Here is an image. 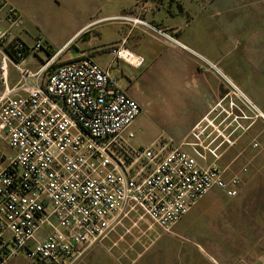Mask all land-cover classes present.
<instances>
[{"label":"built area","instance_id":"2783aa9c","mask_svg":"<svg viewBox=\"0 0 264 264\" xmlns=\"http://www.w3.org/2000/svg\"><path fill=\"white\" fill-rule=\"evenodd\" d=\"M136 8L119 19L156 30L140 16L150 3ZM23 33L15 8L0 0V138L11 150L0 153V264L20 252L29 264H75L117 229L124 233L110 249L132 230L136 241L169 233L212 190L237 195L238 177L227 179L217 162L264 115L235 87L176 147L136 149L130 128L141 108L109 69L85 55L52 68L60 53L49 55L38 37L28 46ZM108 52L133 69L144 64L124 41ZM28 56L35 71L23 64Z\"/></svg>","mask_w":264,"mask_h":264},{"label":"rangeland","instance_id":"374dc122","mask_svg":"<svg viewBox=\"0 0 264 264\" xmlns=\"http://www.w3.org/2000/svg\"><path fill=\"white\" fill-rule=\"evenodd\" d=\"M6 1L20 16L26 31V44L30 46L38 37L46 41L50 52L59 50L73 36L81 18L86 12H92L95 4L93 0ZM172 1L175 2L136 0L132 10L124 14L132 16L138 4L150 3L151 11L140 16L156 30L127 24L145 28L146 32L165 42L178 44L173 35L152 19L161 9L169 13ZM158 14L167 17L165 13ZM125 30L107 22L92 25L87 37L74 38L70 42L68 50L57 57L52 68L62 64L63 60L79 59L84 53L98 64H110L111 73L121 78V84L137 91L141 95L139 101H143L140 114L131 127L134 138L129 145L137 149L154 143L172 149L187 135L198 113H203L210 106H197L205 104L206 96L202 93L195 95L188 90L185 71L173 70V66L181 61L167 56L164 58L166 49L152 40L149 34L142 36L133 32L129 43L138 41L137 36H140V44L137 48H127L140 56L145 48H154L160 55L157 59L152 61V58L142 56L144 64L140 69L113 62L108 48L123 42L114 43ZM182 32L185 35L186 27L182 28ZM179 41L186 44V37ZM23 64L32 71L38 68L32 56H28ZM226 88L229 90L228 86ZM226 104L224 100L221 106ZM253 125L217 163L219 168L226 167L227 179L234 175L238 177L235 197L227 198L220 191L212 190L201 199L198 208L189 210L169 233L155 238L153 233L148 232L147 237L136 241L137 232L132 230L133 237L126 235L117 247L110 249L111 242L117 241L124 233L123 229H117L107 239L92 246L75 264H264V149L263 152L251 149L249 132ZM0 153L11 154L3 138H0ZM145 226L140 223L141 229ZM47 231L42 229L38 236H45ZM8 264H29V261L20 252Z\"/></svg>","mask_w":264,"mask_h":264},{"label":"crops","instance_id":"0c3cea01","mask_svg":"<svg viewBox=\"0 0 264 264\" xmlns=\"http://www.w3.org/2000/svg\"><path fill=\"white\" fill-rule=\"evenodd\" d=\"M93 1L95 4L92 12L84 14L77 31L59 50L55 51L60 53L58 57L68 50L74 38L78 40L83 36L87 37L92 25L107 22L126 29L114 43L126 40V47L137 48L141 37L137 36L138 41L129 43L132 33L137 32L142 36L149 34L152 40L166 49L163 52L164 58L167 56L181 61L173 66V70L185 71L190 92L195 95L202 93L206 96L205 104L197 106H214L219 102L228 84H231L264 115V0L172 1L168 8L169 13L161 9L152 16V19L160 24V28L173 35L178 44L165 42L146 32L145 28L131 27L130 24L119 19L132 10L136 0ZM158 13H165L167 17H161ZM183 27H186L185 35L182 32ZM25 35L26 33H23L21 36L23 41H25ZM182 37H186V44L179 41ZM140 53L146 59L152 58V61L160 56L157 54L158 50L154 48H145V51ZM65 61L69 60L62 62ZM98 65L110 71L109 64ZM110 74L116 77L118 86L128 97L136 101L139 106H143V101H139L141 95L137 91L131 90L126 84H121V78L115 73L110 71ZM16 80V73L9 70L10 85L15 84ZM210 107L203 113L202 111L198 113L194 122L200 120ZM249 134L251 149H260L263 152L264 122L258 119ZM225 168L219 169L225 171ZM200 201L201 199L191 209L198 208Z\"/></svg>","mask_w":264,"mask_h":264},{"label":"flooded vegetation","instance_id":"af4514ba","mask_svg":"<svg viewBox=\"0 0 264 264\" xmlns=\"http://www.w3.org/2000/svg\"><path fill=\"white\" fill-rule=\"evenodd\" d=\"M229 95V90L225 89L224 92L221 94L220 100H225Z\"/></svg>","mask_w":264,"mask_h":264},{"label":"trees","instance_id":"16d2710c","mask_svg":"<svg viewBox=\"0 0 264 264\" xmlns=\"http://www.w3.org/2000/svg\"><path fill=\"white\" fill-rule=\"evenodd\" d=\"M51 53H52V54H51ZM55 53H56V52H53V51H52V52H49V54H51V56L54 55Z\"/></svg>","mask_w":264,"mask_h":264}]
</instances>
